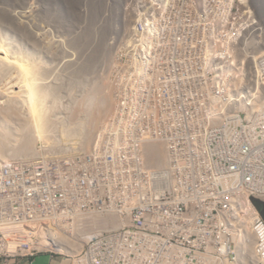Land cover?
Returning <instances> with one entry per match:
<instances>
[{
	"label": "built area",
	"instance_id": "built-area-1",
	"mask_svg": "<svg viewBox=\"0 0 264 264\" xmlns=\"http://www.w3.org/2000/svg\"><path fill=\"white\" fill-rule=\"evenodd\" d=\"M177 63L130 108L154 122L0 154V264H264V62Z\"/></svg>",
	"mask_w": 264,
	"mask_h": 264
},
{
	"label": "rangeland",
	"instance_id": "rangeland-1",
	"mask_svg": "<svg viewBox=\"0 0 264 264\" xmlns=\"http://www.w3.org/2000/svg\"><path fill=\"white\" fill-rule=\"evenodd\" d=\"M0 56V105L15 99L26 113L29 83L58 95L45 103L53 125L36 134L35 153L40 141L76 122L66 115L79 112L98 79L109 107L97 118L90 147L105 125L155 121L130 108L140 91L168 105L173 61L179 76L191 62H264V0H0ZM137 60L151 68L140 69ZM255 201L264 216V202Z\"/></svg>",
	"mask_w": 264,
	"mask_h": 264
},
{
	"label": "bare ground",
	"instance_id": "bare-ground-1",
	"mask_svg": "<svg viewBox=\"0 0 264 264\" xmlns=\"http://www.w3.org/2000/svg\"><path fill=\"white\" fill-rule=\"evenodd\" d=\"M16 55H18V53ZM20 56L22 58V55H20ZM13 57L16 58V56H13ZM17 57L20 58L19 56H17ZM0 58H1V56H0ZM23 58H25V57H23ZM27 58H25V60ZM29 59L30 58H28V60ZM34 61L32 63L34 65H35V63L37 64V62H39L36 60L37 62L35 61V63H34ZM5 62L7 63L9 61H5ZM31 62H32V60L30 62L27 61V63H31ZM3 64L5 65V63H3ZM31 65H30V67H31ZM19 67H21V66H19ZM30 67H29V69H31ZM22 69H24V68H22ZM38 69L40 70L41 68H37L35 70L36 71V73L34 72L35 75H37V71L39 73ZM32 72H33V70H32ZM25 76H28V74H26ZM97 80H95L93 85L91 86V88H89V93H90L89 97L87 99L84 97L83 100L79 101V102H81V105L78 104V106L80 105V108H81V109H79V112H75L77 114H73V115H71V113H70L71 116L66 115V118L70 119V121L76 120V122H71V125H66V126L64 125L63 127L62 126L59 127L58 134L56 137H54V140L56 141L57 144L61 145V141H63V143H64V141L66 139L79 138L80 139V142H79L80 146L89 147V144L91 143V141L94 137L93 135L95 133V129H97V127L95 128L96 122H98L97 118L100 117L99 115L106 112V110L109 107V106H107V105H109L108 98L105 97L103 92L98 89V87H100L102 84L101 85L98 84V86H97V83H96ZM26 86H27L26 87L27 88V91H26L27 97L24 99L25 102L28 103L26 113L21 112L20 109L22 108V106H20L19 101L15 100V99H9L8 101L5 102L4 105H0V154L16 155V156H18V155L19 156H31V155H33L31 153H35L34 152V148H35L34 147L35 146L34 141H35L36 134L38 133L39 136H42L41 133L45 132L47 129L49 130V128L53 125L52 121H51L50 114L46 113V110L48 109V107L45 106V103L47 102V100L50 96L52 97V100H56L58 98V97H56V96H58V95H56L57 93L54 94L53 93L54 91L52 90L51 87H45V88L38 87L37 83H36V85L29 83V84H26ZM105 87H107V86H105ZM104 93H105V91H104ZM83 95H85V94H83ZM24 97H25V95H24ZM78 99H80V98L78 97ZM53 103L56 104L55 102H53ZM75 106H76V104H75ZM56 107H57V105H56ZM48 111H50V110H48ZM99 120L101 121V119H99ZM65 122H67V121H65ZM55 133H57V131ZM100 133H101V131H100ZM49 135H50V133H49ZM48 139L50 140L52 138L48 137ZM79 139L77 141H79ZM66 141H69V140H66ZM74 141H76V140H74ZM7 151H9V152H7ZM155 151H157V150H155ZM97 219H99V217H97ZM76 244H78L77 239H76L75 245Z\"/></svg>",
	"mask_w": 264,
	"mask_h": 264
},
{
	"label": "crops",
	"instance_id": "crops-1",
	"mask_svg": "<svg viewBox=\"0 0 264 264\" xmlns=\"http://www.w3.org/2000/svg\"><path fill=\"white\" fill-rule=\"evenodd\" d=\"M38 262H43L41 264H62L59 258H55L50 256L49 254L44 253L36 255L33 258L12 260L9 264H37Z\"/></svg>",
	"mask_w": 264,
	"mask_h": 264
}]
</instances>
